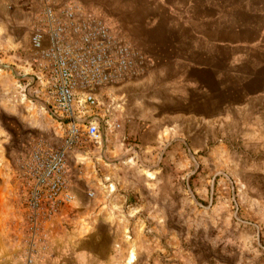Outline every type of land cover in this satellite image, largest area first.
<instances>
[{"label": "rangeland", "instance_id": "1", "mask_svg": "<svg viewBox=\"0 0 264 264\" xmlns=\"http://www.w3.org/2000/svg\"><path fill=\"white\" fill-rule=\"evenodd\" d=\"M253 1L262 0L240 3ZM93 13L115 39L143 52L129 34L139 32L136 21ZM27 50L28 44L0 50V255L16 264H34L39 252L80 251L95 255L100 264H127L132 250L134 260L128 264H264V157H254L249 147L242 150L244 157H230L241 151L224 135L213 140L216 148L194 151L186 143L169 160L167 148L145 151L141 157L151 159V165L143 162L142 173L150 179L160 175L149 183L158 197L145 202H156L159 209H131L135 199L121 198L119 183L110 188L112 197L92 189L91 180L104 189L109 179L104 177L111 168L106 158L117 159L115 169L123 172L128 162L135 165L124 161L137 156L131 149L137 140L119 137L98 119L100 137L78 145L66 159L65 177L75 180L77 196L72 194L56 211L41 209V226L33 235L34 152L56 149L63 125L48 113L49 102L32 94ZM260 137L264 143V135ZM53 138L61 140L54 148ZM29 254L32 260L27 262Z\"/></svg>", "mask_w": 264, "mask_h": 264}, {"label": "crops", "instance_id": "2", "mask_svg": "<svg viewBox=\"0 0 264 264\" xmlns=\"http://www.w3.org/2000/svg\"><path fill=\"white\" fill-rule=\"evenodd\" d=\"M78 1L116 21L124 17L136 21L139 32L129 34L149 59L141 75L106 89L102 105L89 110L99 122L120 124L117 129L107 127L110 132L137 140L131 148L137 156L124 161L135 165L128 162L127 171L120 172L115 169L118 160L106 158L111 168H105L109 175L104 177L109 179L104 189L91 180L95 192L102 190L112 197L119 183L123 187L119 196L135 199L131 209L145 205L159 209L156 202H145L149 196L158 197L149 183L160 179L158 174L150 179L142 173L143 162L151 165V159L141 157L145 151L167 148L169 160L186 143L194 151L216 148L213 140L224 135L241 151L230 157H244L242 150L247 147L255 150L254 157H264L260 137L264 135V0ZM36 8L32 0H0V50L10 44H28ZM59 138L52 139L51 147L58 146ZM66 179L69 191L77 196L75 180L68 175ZM166 194L169 197L170 191ZM15 262L0 255V264ZM99 262L95 255L80 251L39 252L34 260V264Z\"/></svg>", "mask_w": 264, "mask_h": 264}, {"label": "built area", "instance_id": "3", "mask_svg": "<svg viewBox=\"0 0 264 264\" xmlns=\"http://www.w3.org/2000/svg\"><path fill=\"white\" fill-rule=\"evenodd\" d=\"M32 1L37 8L27 50L31 90L49 102L48 113L63 125L61 144L38 149L33 156L29 229L36 235L40 210L56 211L73 198L65 177L68 153L100 137L98 120L89 110L102 105L106 89L141 75L149 59L115 39L109 27L78 0ZM105 125L111 130L120 127ZM26 260H32L31 254Z\"/></svg>", "mask_w": 264, "mask_h": 264}, {"label": "bare ground", "instance_id": "4", "mask_svg": "<svg viewBox=\"0 0 264 264\" xmlns=\"http://www.w3.org/2000/svg\"><path fill=\"white\" fill-rule=\"evenodd\" d=\"M113 188V186H111V189ZM134 260V254H133V251L131 250L129 252V256H128V259H127V264L128 263H131L132 261Z\"/></svg>", "mask_w": 264, "mask_h": 264}]
</instances>
